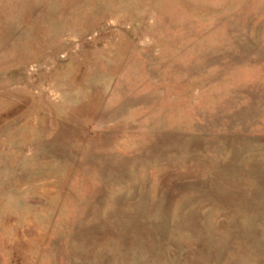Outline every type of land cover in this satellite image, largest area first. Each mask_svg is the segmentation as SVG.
Masks as SVG:
<instances>
[{
    "label": "rangeland",
    "instance_id": "1",
    "mask_svg": "<svg viewBox=\"0 0 264 264\" xmlns=\"http://www.w3.org/2000/svg\"><path fill=\"white\" fill-rule=\"evenodd\" d=\"M0 264H264V0H0Z\"/></svg>",
    "mask_w": 264,
    "mask_h": 264
}]
</instances>
